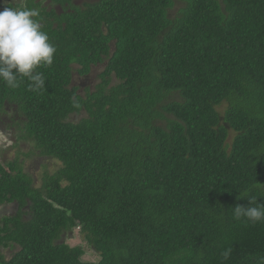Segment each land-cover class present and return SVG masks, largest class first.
Returning <instances> with one entry per match:
<instances>
[{"label":"trees","instance_id":"obj_1","mask_svg":"<svg viewBox=\"0 0 264 264\" xmlns=\"http://www.w3.org/2000/svg\"><path fill=\"white\" fill-rule=\"evenodd\" d=\"M0 5L38 9L57 48L46 90L0 83V116L58 163L36 186L0 160V264H257L264 223L232 208L264 205V0Z\"/></svg>","mask_w":264,"mask_h":264},{"label":"clouds","instance_id":"obj_2","mask_svg":"<svg viewBox=\"0 0 264 264\" xmlns=\"http://www.w3.org/2000/svg\"><path fill=\"white\" fill-rule=\"evenodd\" d=\"M40 11L28 7H5L0 11V83L10 90H17L25 81L34 93L46 90V77L40 68H50L57 52L50 36L43 30ZM74 107H80L79 96L72 97ZM259 190L264 185L258 184ZM252 189L241 193L237 199L248 201V205H236L232 208L237 221L252 224L264 223V205L257 203V196ZM246 197V199H245ZM232 249H225L224 259L231 256ZM257 264H264V256L257 259Z\"/></svg>","mask_w":264,"mask_h":264},{"label":"rangeland","instance_id":"obj_3","mask_svg":"<svg viewBox=\"0 0 264 264\" xmlns=\"http://www.w3.org/2000/svg\"><path fill=\"white\" fill-rule=\"evenodd\" d=\"M2 1L3 0H0V3H2ZM0 11H2L1 5H0ZM94 75L88 78L87 84H86V81H84L85 82L84 88L88 86V83H90V80H94ZM76 80H77V85H80L83 82V81L78 80L77 78ZM17 141L18 140L14 133L13 124L11 122V112L8 109L7 112H5L3 115L0 116V160L14 161L17 158V160L23 163L24 170L29 175H31V177L35 180V185L39 186L43 175L46 172L52 173L55 169H57L58 163L53 160H47L41 157L38 158L32 155L23 156L21 152L26 153L27 149L20 152V150H18V147H20L19 145L23 147L22 146L23 144H18L19 141L18 142ZM5 214L11 215L13 213L8 212ZM71 244L75 245L77 244V241H74ZM6 250L7 249H3L2 254L5 256L6 259H8L11 255L8 253H5ZM94 254L95 253H92L89 251L86 253V255L83 256L82 260H92L93 256L94 258L98 259V256Z\"/></svg>","mask_w":264,"mask_h":264}]
</instances>
